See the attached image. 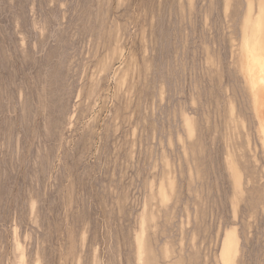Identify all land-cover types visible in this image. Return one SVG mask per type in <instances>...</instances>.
<instances>
[{"label": "rangeland", "instance_id": "obj_1", "mask_svg": "<svg viewBox=\"0 0 264 264\" xmlns=\"http://www.w3.org/2000/svg\"><path fill=\"white\" fill-rule=\"evenodd\" d=\"M0 264H264V0H0Z\"/></svg>", "mask_w": 264, "mask_h": 264}]
</instances>
